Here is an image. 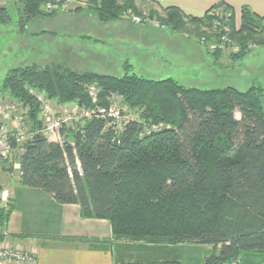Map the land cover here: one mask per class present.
I'll list each match as a JSON object with an SVG mask.
<instances>
[{
  "label": "trees",
  "instance_id": "16d2710c",
  "mask_svg": "<svg viewBox=\"0 0 264 264\" xmlns=\"http://www.w3.org/2000/svg\"><path fill=\"white\" fill-rule=\"evenodd\" d=\"M21 1L25 32L27 21L52 16L44 5L57 2ZM91 1L102 22L121 20L129 10L138 16L143 12L136 0ZM144 1L149 17L175 32L216 23V29L226 27L235 35V11L224 3L198 18L177 8L157 11L153 1ZM11 20L9 10L0 7V25ZM241 23V34L235 35L241 49L235 58L245 56L248 41H264V17L243 7ZM92 85L99 89L96 103L89 95ZM31 91L95 114L61 129L62 143L49 141L42 133V105ZM263 92L186 88L172 78L100 75L61 64L10 70L0 89L29 109L33 137L17 156L21 186L39 189L59 204L78 205L84 219L108 220L116 241L211 246L205 264H233L248 253L264 255ZM112 96L138 117L120 130L99 112L108 111ZM11 211V205L0 208V227Z\"/></svg>",
  "mask_w": 264,
  "mask_h": 264
},
{
  "label": "rangeland",
  "instance_id": "374dc122",
  "mask_svg": "<svg viewBox=\"0 0 264 264\" xmlns=\"http://www.w3.org/2000/svg\"><path fill=\"white\" fill-rule=\"evenodd\" d=\"M48 3L56 8L47 10ZM48 3L43 10L53 15L27 21L25 32L20 24L21 14L24 15L22 1L6 0L5 7L12 20L8 25L0 26L3 29L0 34V89L10 70L31 65L45 68L53 64L100 75L123 77L135 74L150 80L172 78L186 88L202 90L232 87L245 92L252 88L264 89L263 39L248 41L245 56L235 58L241 49L239 37L235 36L242 32L241 18L235 21V35L226 27L216 29V23L211 27L175 32L160 25L156 18L151 19L148 11L138 16L129 10L121 20L107 23L99 20L91 0ZM79 7L80 10L75 11ZM212 13L223 14L221 11ZM225 40L231 44L227 43L219 50L218 45ZM5 45H8L7 49ZM218 51L221 54H216ZM1 94L2 99L11 100ZM111 98L116 99L120 115L127 119L138 118L120 98ZM48 102L55 111L65 108L78 113L77 106L59 105L49 99ZM235 116L240 119L238 112ZM60 140L62 143V137ZM5 163L0 161L1 180L17 177V157L12 163ZM11 164L13 171L9 172ZM1 232H4L3 228Z\"/></svg>",
  "mask_w": 264,
  "mask_h": 264
},
{
  "label": "crops",
  "instance_id": "0c3cea01",
  "mask_svg": "<svg viewBox=\"0 0 264 264\" xmlns=\"http://www.w3.org/2000/svg\"><path fill=\"white\" fill-rule=\"evenodd\" d=\"M136 1L140 10H147L148 2ZM149 1H153L158 10L177 8L187 16L198 18L220 3L234 9L236 20L241 18L243 7L264 17V0ZM5 6L6 0H0V7ZM1 28L0 34L3 33ZM4 47L7 49L8 45ZM1 184L2 190L10 194L12 211L2 227L4 235L0 237V247L20 249L33 256L34 261L21 264H205V259L213 253L211 246L116 241L108 220L84 219L78 205L59 204L53 196L39 189L23 187L18 176L1 180ZM257 255L244 254L242 264H263L264 256Z\"/></svg>",
  "mask_w": 264,
  "mask_h": 264
},
{
  "label": "built area",
  "instance_id": "2783aa9c",
  "mask_svg": "<svg viewBox=\"0 0 264 264\" xmlns=\"http://www.w3.org/2000/svg\"><path fill=\"white\" fill-rule=\"evenodd\" d=\"M54 4L48 3L47 10H53ZM134 21L141 22V19L134 18ZM225 40L218 49L222 50L225 45L231 44V42ZM31 93L41 103V119L43 120V135L52 142L61 143L60 131L64 127H69L84 118H90L95 114V111L82 110L77 107V112H70L68 109L63 108L61 111H55L49 104L47 97L36 91ZM99 89L92 85L89 87V95L91 96L94 103L97 101V95ZM117 97V96H116ZM29 109L13 100H5L0 97V160L12 163L17 157L18 153L22 152L20 149L21 145L29 141L33 135L29 131L27 125V116ZM100 113L107 115L112 119L109 126L114 127L117 130L123 129L124 126L132 119L120 115L117 111L116 99L112 98V104L108 111L100 110ZM73 113V114H72ZM79 114V117H77ZM155 130H159L154 127ZM10 205V194L7 190L0 192V208L7 209ZM0 237L4 235L1 232ZM34 261V258L30 253L14 249L10 247H0V264L9 263H29ZM233 264H242L241 259L237 260Z\"/></svg>",
  "mask_w": 264,
  "mask_h": 264
}]
</instances>
